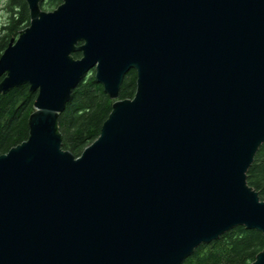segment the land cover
Returning <instances> with one entry per match:
<instances>
[{
    "label": "water",
    "instance_id": "water-1",
    "mask_svg": "<svg viewBox=\"0 0 264 264\" xmlns=\"http://www.w3.org/2000/svg\"><path fill=\"white\" fill-rule=\"evenodd\" d=\"M26 1L0 93L38 96L28 140L0 156V264H184L239 226L264 235L247 183L264 144V0ZM89 72L115 103L76 158L58 124Z\"/></svg>",
    "mask_w": 264,
    "mask_h": 264
},
{
    "label": "trees",
    "instance_id": "trees-1",
    "mask_svg": "<svg viewBox=\"0 0 264 264\" xmlns=\"http://www.w3.org/2000/svg\"><path fill=\"white\" fill-rule=\"evenodd\" d=\"M62 0H50L45 6L57 8ZM6 19L0 23V57L12 38L30 26V10L26 0H0ZM75 59L81 53L73 54ZM4 77L0 78V83ZM136 71L129 72L122 83L119 100L133 99L137 88ZM73 91L70 102L60 115L59 126L63 150L76 158L101 135V130L115 103L97 83L95 72H89ZM38 94L29 86L15 88L7 94L0 93V156L29 138L28 121L35 111ZM248 171L247 183L264 200V144L259 149ZM264 250V235L257 230L237 227L224 233L218 241L201 245L184 264H251Z\"/></svg>",
    "mask_w": 264,
    "mask_h": 264
},
{
    "label": "rangeland",
    "instance_id": "rangeland-1",
    "mask_svg": "<svg viewBox=\"0 0 264 264\" xmlns=\"http://www.w3.org/2000/svg\"><path fill=\"white\" fill-rule=\"evenodd\" d=\"M56 8L55 7H47L44 9V11H49V12H52V10H55ZM6 19V13H4V10L3 8H0V23L2 24Z\"/></svg>",
    "mask_w": 264,
    "mask_h": 264
},
{
    "label": "flooded vegetation",
    "instance_id": "flooded-vegetation-1",
    "mask_svg": "<svg viewBox=\"0 0 264 264\" xmlns=\"http://www.w3.org/2000/svg\"><path fill=\"white\" fill-rule=\"evenodd\" d=\"M49 1H50V0H45L44 3L41 4V9H42L41 11H44L45 6L49 3ZM56 1H58V0H56ZM57 8H58V7H57ZM57 8H56V9H57ZM52 11H53V10H52ZM45 12H49V11H45Z\"/></svg>",
    "mask_w": 264,
    "mask_h": 264
}]
</instances>
